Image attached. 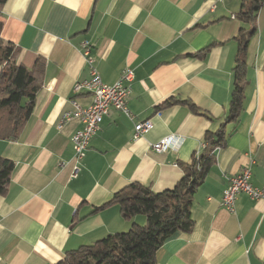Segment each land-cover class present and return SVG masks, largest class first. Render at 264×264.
I'll return each mask as SVG.
<instances>
[{
  "label": "crops",
  "instance_id": "0c3cea01",
  "mask_svg": "<svg viewBox=\"0 0 264 264\" xmlns=\"http://www.w3.org/2000/svg\"><path fill=\"white\" fill-rule=\"evenodd\" d=\"M242 1L3 3L0 35L17 47V63L32 68L40 58L44 65L28 120L16 138H0V157L14 163L0 195V264H54L66 251L143 224L142 214L126 219L117 203L102 205L133 181L156 192L173 188L182 164L204 151L205 133L222 125L225 141L213 149L193 196L192 230L167 238L154 264H264V201L241 193L232 212L221 204L228 178L250 159L251 183L264 182V2L248 45L243 109L237 121L225 120L234 37L241 26L251 28L238 17ZM84 41L92 45L103 82L111 84L132 68V117L111 108L76 161L70 138L82 124L74 102L90 103L89 94L72 90L89 75ZM148 118L152 127L134 138V125ZM164 137H171L169 146L152 149Z\"/></svg>",
  "mask_w": 264,
  "mask_h": 264
},
{
  "label": "trees",
  "instance_id": "16d2710c",
  "mask_svg": "<svg viewBox=\"0 0 264 264\" xmlns=\"http://www.w3.org/2000/svg\"><path fill=\"white\" fill-rule=\"evenodd\" d=\"M6 0H0V7ZM264 0H243L238 14L243 24L234 37L236 55L232 68V90L226 122L237 121L245 100V80L248 69L247 53L251 37L256 33V16ZM2 22L0 21V31ZM18 49L0 35V138H16L20 128L28 120L34 99L41 84L44 62L38 58L32 68L18 64ZM170 99H168V102ZM177 102V101H174ZM186 102L197 112L193 103ZM235 130V125L231 128ZM225 126L212 133L206 132L208 142L204 151L193 156L183 165L184 173L171 189L153 191L139 181H133L114 193L102 206L117 203L122 217L132 219L138 214L145 216L143 224L133 222L126 231L115 232L77 249L66 251L64 257L54 264H154L156 250L174 233H188L194 220L191 208L194 193L202 182L213 161L216 146L225 141ZM14 163L0 157V195L10 181ZM101 206V207H102Z\"/></svg>",
  "mask_w": 264,
  "mask_h": 264
},
{
  "label": "built area",
  "instance_id": "2783aa9c",
  "mask_svg": "<svg viewBox=\"0 0 264 264\" xmlns=\"http://www.w3.org/2000/svg\"><path fill=\"white\" fill-rule=\"evenodd\" d=\"M91 44L88 41L82 43V55L88 66L89 75L87 78L75 81L73 85V93H87L90 95V103L85 107H80L76 102L75 115L80 118L81 127L76 130L70 138V142L74 152V159H81L88 149L91 138L100 128V124L105 115L111 108L120 111L128 118L132 117V113L128 107V98L131 92L130 81L133 77V70L130 67L125 68L120 77L111 84L103 82L100 74L95 67V57L91 52ZM70 113H66L64 118H68ZM152 127L151 120L145 119L134 125L133 137L136 138L141 133L148 131ZM171 137H164L160 141L152 145V149L161 152L170 144ZM207 142L202 143V148ZM219 150L215 147V151ZM199 154V153H198ZM196 154L195 156H198ZM251 163L244 167L241 172L228 178L227 185L222 192L221 204L228 211L234 210V204L237 196L241 193L246 194L250 199H262L264 201V183L261 186H254L251 181ZM78 166L75 165L72 176L76 175Z\"/></svg>",
  "mask_w": 264,
  "mask_h": 264
},
{
  "label": "rangeland",
  "instance_id": "374dc122",
  "mask_svg": "<svg viewBox=\"0 0 264 264\" xmlns=\"http://www.w3.org/2000/svg\"><path fill=\"white\" fill-rule=\"evenodd\" d=\"M248 28V27H247ZM204 142H206V141H204ZM208 143V142H207ZM216 147H218L219 149H220V146H216ZM264 183V182H263Z\"/></svg>",
  "mask_w": 264,
  "mask_h": 264
},
{
  "label": "bare ground",
  "instance_id": "6f19581e",
  "mask_svg": "<svg viewBox=\"0 0 264 264\" xmlns=\"http://www.w3.org/2000/svg\"><path fill=\"white\" fill-rule=\"evenodd\" d=\"M204 146H206V145H204Z\"/></svg>",
  "mask_w": 264,
  "mask_h": 264
}]
</instances>
